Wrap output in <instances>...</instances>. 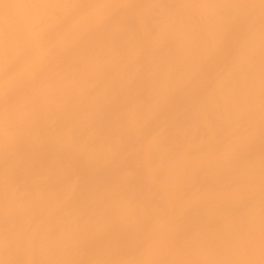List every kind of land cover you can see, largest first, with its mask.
<instances>
[{
	"label": "bare ground",
	"instance_id": "bare-ground-1",
	"mask_svg": "<svg viewBox=\"0 0 264 264\" xmlns=\"http://www.w3.org/2000/svg\"><path fill=\"white\" fill-rule=\"evenodd\" d=\"M0 264H264V0H0Z\"/></svg>",
	"mask_w": 264,
	"mask_h": 264
}]
</instances>
